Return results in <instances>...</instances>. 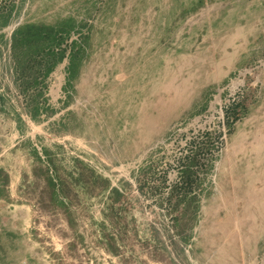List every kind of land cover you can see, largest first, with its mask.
<instances>
[{
    "label": "rangeland",
    "instance_id": "1",
    "mask_svg": "<svg viewBox=\"0 0 264 264\" xmlns=\"http://www.w3.org/2000/svg\"><path fill=\"white\" fill-rule=\"evenodd\" d=\"M198 4L0 0V168L11 197L0 198V264H264V0ZM69 17L79 27L52 73L39 85L32 80L36 62L29 76L16 74L14 29ZM73 41H84L88 54L70 80ZM244 68L253 73L228 114L216 185L207 182L210 168L200 180L189 168L169 196L163 183L151 187L163 170L136 173L133 165L175 123L204 112ZM47 148L63 173L48 163ZM79 164L110 186L99 195L77 186L78 199L64 198L70 222L46 207L40 188L34 192V172L74 180ZM127 178L137 179L141 198ZM114 183L131 205L136 231L118 253L101 224L112 210Z\"/></svg>",
    "mask_w": 264,
    "mask_h": 264
},
{
    "label": "trees",
    "instance_id": "2",
    "mask_svg": "<svg viewBox=\"0 0 264 264\" xmlns=\"http://www.w3.org/2000/svg\"><path fill=\"white\" fill-rule=\"evenodd\" d=\"M205 0H199V4H204ZM198 4V5H199ZM4 18V17H3ZM2 19L0 10V22ZM78 23L73 17L68 19L60 18L53 24H35L26 23L19 25L9 36V43L11 46V54L18 60L19 64L16 67V74H22L25 77L28 70L35 72L33 68H38L36 77L32 78L34 85H39L40 77H48L56 64L63 61L67 54V48L62 47L70 35L77 30ZM84 41H73L71 45V52L68 56L69 63V78H74L78 75L80 66L83 60L87 57L88 49L83 43ZM41 77V78H42ZM27 79V78H25ZM29 84V83H28ZM236 104L234 107H237ZM39 105L35 106V113H39ZM230 115V112H228ZM229 119V118H228ZM227 119V122H228ZM47 156L48 163L55 167L56 171L61 173L60 167L56 164L55 157L51 155L50 150L47 148L44 151ZM40 162H44L41 156H37ZM79 161V160H78ZM80 175L74 180L68 179L65 174L60 176V179L52 180L47 174V169H35V182L33 186L40 188V193L43 195L42 201L46 207L55 213V209H60L70 222H72V213L69 204L65 201L72 202L73 199H78L77 186H83L89 193L99 195L102 191L109 188L110 183L108 180H101L96 177L92 170L88 169L85 165L79 164ZM3 169L0 168V198L11 197L6 193L7 175H3ZM44 178L45 185L43 187L40 179ZM60 182V183H59ZM60 187L61 191L57 188ZM9 193V192H8ZM114 202L112 210L109 215L102 217V227L105 231V236L110 249L118 253L120 252V245L126 244V241L132 234H135V229L131 228V223L128 218V211L131 210L130 203L122 194L119 189H114ZM65 198V199H64ZM54 206V207H53ZM136 235V234H135Z\"/></svg>",
    "mask_w": 264,
    "mask_h": 264
},
{
    "label": "built area",
    "instance_id": "3",
    "mask_svg": "<svg viewBox=\"0 0 264 264\" xmlns=\"http://www.w3.org/2000/svg\"><path fill=\"white\" fill-rule=\"evenodd\" d=\"M252 73L253 70L248 68L238 71L230 79L228 85L214 96V101L204 112L190 120L175 123L168 136L155 140L138 164L133 165V170L136 173L141 170V167L142 170L150 167L157 172L163 170L156 175L157 180L151 182V187H162L163 183L165 196H169L176 186L183 185L189 168L197 173L198 180L205 178L204 171L210 168L207 172V182L211 186L216 185L217 159L223 154L224 145L228 143L230 134L227 127L228 112L239 102L247 86V78ZM191 163L196 165L191 167L189 166ZM125 167L129 168L130 165H125ZM125 167L121 165V169ZM126 180L132 184L133 195L141 198L143 193L139 189L137 179L127 178ZM114 189L122 191L114 183L108 191L109 196ZM169 230L173 232L172 227H169Z\"/></svg>",
    "mask_w": 264,
    "mask_h": 264
}]
</instances>
